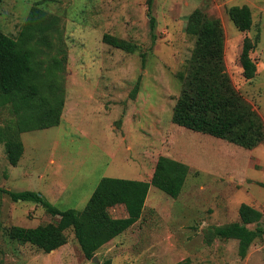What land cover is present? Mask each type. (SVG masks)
I'll use <instances>...</instances> for the list:
<instances>
[{
    "label": "rangeland",
    "instance_id": "obj_1",
    "mask_svg": "<svg viewBox=\"0 0 264 264\" xmlns=\"http://www.w3.org/2000/svg\"><path fill=\"white\" fill-rule=\"evenodd\" d=\"M243 4L252 19L246 31L227 14L230 6ZM32 5L43 13L26 27ZM197 7L219 19L226 70L264 120V0H152L154 39L146 0H0V30L31 52L37 88L30 102L0 97V264H100L106 258L111 264H264V239L254 240L241 258L237 239L213 233L218 225L239 221L244 203L261 212L264 226V143L244 148L171 118L194 44L185 24ZM13 12L17 23L2 21ZM104 33L136 50L104 43ZM244 37L253 43L249 56L256 66L249 79L239 59ZM55 95L63 100L59 123L43 126L46 117L19 131L25 148L12 166L8 133L18 131L32 102L55 106ZM161 155L188 165L179 195L172 198L151 185L141 219L102 245L96 259L85 258L71 229L50 252L9 237L12 225L33 227L56 217L3 189L37 190L59 209L82 210L100 178L147 180ZM109 212L126 214L123 204Z\"/></svg>",
    "mask_w": 264,
    "mask_h": 264
},
{
    "label": "trees",
    "instance_id": "obj_2",
    "mask_svg": "<svg viewBox=\"0 0 264 264\" xmlns=\"http://www.w3.org/2000/svg\"><path fill=\"white\" fill-rule=\"evenodd\" d=\"M146 5L150 35L154 39L156 18L151 13L152 0H146ZM41 13V8L32 5L25 22L26 27ZM227 14L240 31L250 28L251 11L247 5H232L227 8ZM185 31L194 37V44L187 64L180 73L182 83L172 108V121L244 148L264 143V120L235 88L226 70L224 34L219 19L197 7L188 16ZM102 41L128 52L136 50L134 44L108 33L103 34ZM252 45L251 40L244 37L239 59L247 79L252 78L256 72V66L249 56ZM33 76L29 49L22 47L19 39L0 30V97L7 101L11 95H16L30 102L37 92ZM137 90L138 83L132 88L130 97ZM54 97L58 101L55 106L43 101L32 102L33 111L21 118L23 121L18 131L8 133L10 136L7 137L10 138L6 144V155L11 165L18 163L24 149L19 133L35 128L30 123L46 117H50V120L43 126L59 123L63 100L58 95ZM187 173V164L161 155L149 180L112 176L100 178L82 210L59 209L37 190L3 189L11 199L38 203L56 217L55 221L33 227L12 225L8 228V235L12 239L28 242L43 252H50L67 241L66 231L71 229L83 255L91 259L102 245L138 221L151 185L175 198L182 189ZM116 204L124 205V217L110 214L109 208ZM238 214L239 221L218 225L213 228V233L218 237L237 239L238 255L244 258L254 240L264 239V226L261 223V212L248 204H241ZM249 224L253 226L249 227ZM187 261L184 259L174 264H187ZM100 264H111V259L106 258Z\"/></svg>",
    "mask_w": 264,
    "mask_h": 264
},
{
    "label": "crops",
    "instance_id": "obj_3",
    "mask_svg": "<svg viewBox=\"0 0 264 264\" xmlns=\"http://www.w3.org/2000/svg\"><path fill=\"white\" fill-rule=\"evenodd\" d=\"M13 15H14V16L12 17L13 20H12V19H8V16H6V18L2 19V21L5 22L6 24H8V23L11 22V21H12V22L14 21V23H17V21H19L20 17L17 16V15H15L14 12H13ZM15 16H16V17H15ZM62 115H63V114H62ZM23 146H24V144H23ZM24 148H25V147H24ZM23 153H24V149H23L22 155L20 156L21 159H22ZM19 161H20V159H19ZM19 161H18V163H19ZM17 165H18V164H17ZM12 166H13V165H12ZM14 166H16V165H14ZM40 177L42 178V174H40ZM149 179H150V178H149ZM149 179H147V180H149ZM143 210H144V208H143ZM143 210H142V213H143ZM142 213H141V216H140V218L138 219V221L141 219V217H142ZM125 215H126V214H125ZM125 215H124V216H125ZM124 216H122V217H124ZM138 221H136L135 223H137ZM135 223H134V224H135ZM134 224H133V225H134ZM131 226H132V225H131ZM123 232H124V231H123ZM123 232H122V233H123ZM114 238H115V237H114ZM114 238H112V239H114ZM106 243H107V242H106Z\"/></svg>",
    "mask_w": 264,
    "mask_h": 264
},
{
    "label": "water",
    "instance_id": "obj_4",
    "mask_svg": "<svg viewBox=\"0 0 264 264\" xmlns=\"http://www.w3.org/2000/svg\"><path fill=\"white\" fill-rule=\"evenodd\" d=\"M18 200H20V199H18ZM92 259H93V260L96 259V256L94 255V256L92 257Z\"/></svg>",
    "mask_w": 264,
    "mask_h": 264
}]
</instances>
